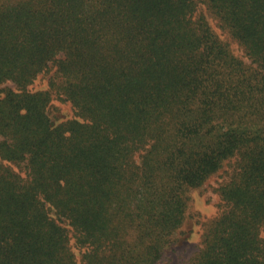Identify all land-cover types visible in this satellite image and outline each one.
I'll list each match as a JSON object with an SVG mask.
<instances>
[{"label":"trees","instance_id":"16d2710c","mask_svg":"<svg viewBox=\"0 0 264 264\" xmlns=\"http://www.w3.org/2000/svg\"><path fill=\"white\" fill-rule=\"evenodd\" d=\"M233 158L189 264H264V0H0V264H159Z\"/></svg>","mask_w":264,"mask_h":264},{"label":"rangeland","instance_id":"374dc122","mask_svg":"<svg viewBox=\"0 0 264 264\" xmlns=\"http://www.w3.org/2000/svg\"><path fill=\"white\" fill-rule=\"evenodd\" d=\"M198 6L199 12H203L205 10L202 3L199 2ZM223 35L226 36L225 33ZM231 43L234 49H238V51H240L239 46L235 42ZM48 79L49 74H42L34 80L29 88L35 90L48 88ZM4 85L12 86L13 84L7 82ZM48 110L55 123L66 120L73 115L70 103L57 98L55 94H53V98L49 103ZM234 167L235 159L233 158L226 161L223 167L207 178L201 186L189 190L188 195L190 199L187 214H190V218L186 220L184 226L182 227L183 232L176 235V241L165 250L159 264L190 263L192 256L201 247L203 227L205 228L206 224L220 214L224 209V201L222 200L217 188L219 184L224 183V181L230 178ZM21 172L24 174V170L22 168ZM82 251L80 250L79 252L77 250L78 258L81 257Z\"/></svg>","mask_w":264,"mask_h":264}]
</instances>
